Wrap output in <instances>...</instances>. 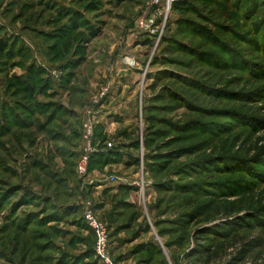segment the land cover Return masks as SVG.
Wrapping results in <instances>:
<instances>
[{
    "label": "rangeland",
    "instance_id": "obj_1",
    "mask_svg": "<svg viewBox=\"0 0 264 264\" xmlns=\"http://www.w3.org/2000/svg\"><path fill=\"white\" fill-rule=\"evenodd\" d=\"M189 1L0 0V264H264V0Z\"/></svg>",
    "mask_w": 264,
    "mask_h": 264
},
{
    "label": "built area",
    "instance_id": "obj_2",
    "mask_svg": "<svg viewBox=\"0 0 264 264\" xmlns=\"http://www.w3.org/2000/svg\"><path fill=\"white\" fill-rule=\"evenodd\" d=\"M159 0H156V3ZM173 0H166L167 9ZM156 15H151L150 18L142 17L138 23L142 29L149 30L155 21ZM94 130L92 121L88 120L84 123L83 127V152L81 154L77 170L79 173H85L88 169L90 155L95 151V143L93 140ZM108 147L113 146V142H106ZM107 148V147H106ZM84 218L88 226L93 230L95 235V253L104 264H116L110 251V236L107 224L100 219L93 208L88 207L84 213Z\"/></svg>",
    "mask_w": 264,
    "mask_h": 264
},
{
    "label": "trees",
    "instance_id": "obj_3",
    "mask_svg": "<svg viewBox=\"0 0 264 264\" xmlns=\"http://www.w3.org/2000/svg\"><path fill=\"white\" fill-rule=\"evenodd\" d=\"M120 2H123V1H125V0H119ZM222 2H219V3H225V4H228V3H231L230 2V0H225V1H223V0H221ZM257 1V0H256ZM255 1V2H256ZM250 3L251 2V7H248V5H246V7H247V9H246V12L244 11V9H243V6H244V4L245 3ZM253 3V1H250V0H239L238 2H236L234 5H235V7H236V11H237V13H243V11H244V13H243V15H245L246 17H247V14H248V12H249V9L250 8H252V11H253V9L255 8V6H256V3ZM171 9L174 11H178V12H180V13H182V14H187V13H190L191 11H193V9H194V6H193V4L189 1V0H174L173 2H172V4H171ZM181 23L183 22V21H180ZM184 22H188V21H186V20H184ZM195 27V30H198L201 34H202V36L203 37H205V38H207V39H210L211 40V42L212 43H215L216 44V46L217 47H219V48H223V50H225V51H227V46H226V44L224 43V42H222L221 40H219V38L218 37H214L213 35H212V33H211V31L208 29V28H205L204 26H201V27H196V26H194ZM260 27V26H259ZM259 30H261V27H260V29ZM236 33V32H235ZM261 43V44H260ZM259 45L261 46V47H263L264 48V36H263V38L261 39V41H259ZM7 48V42H5L4 40H1L0 39V50H5ZM201 56H203V55H201ZM213 60V59H212ZM218 61V60H217ZM236 63V62H235ZM237 64H240L239 62H237ZM236 64V65H237ZM217 65V64H216ZM241 65V64H240ZM252 65V64H251ZM255 73H258V74H261V73H263L262 71L261 72H256V71H254ZM41 73V72H40ZM21 84H23V89L24 90H28L29 91V93H33V88H31L29 85H28V83L27 82H25V81H22L21 82ZM211 91H213L212 93H214V94H218L219 93V89L218 90H211ZM219 95H222L221 97H227L226 95H228V94H226V92H224V93H222V94H219ZM229 95H231V96H238V97H240V98H249L251 95H248V96H246V95H243V94H241V95H237V94H233V93H230ZM253 96V95H252ZM223 111V110H222ZM227 112H228V110H227ZM190 129V128H189ZM96 139H97V137H96ZM99 140V139H98ZM110 152H109V154H106V152H103V151H97V152H92L91 153V155H90V161H89V164H94V163H96V162H99V161H105V160H107V159H113L112 158V156H118V155H120L118 152H114L113 151V148H109L108 149ZM128 157H127V160H128V163H129V165H131V164H134L135 162H136V160H135V158L133 157V156H131V155H127ZM88 228L93 232V230L88 226ZM94 233V232H93ZM94 251H95V247H94ZM94 254H95V252H94Z\"/></svg>",
    "mask_w": 264,
    "mask_h": 264
}]
</instances>
